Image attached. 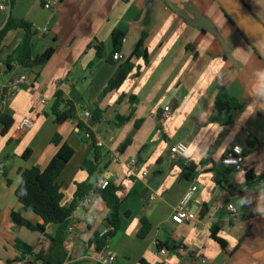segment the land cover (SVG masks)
Returning a JSON list of instances; mask_svg holds the SVG:
<instances>
[{
	"label": "crops",
	"instance_id": "1",
	"mask_svg": "<svg viewBox=\"0 0 264 264\" xmlns=\"http://www.w3.org/2000/svg\"><path fill=\"white\" fill-rule=\"evenodd\" d=\"M242 2L264 26V0ZM6 18L46 29L32 33L31 58L48 48L53 52L40 67L21 72L13 64L9 73L0 74V92L7 79L26 78L11 99L0 100V115L8 114L12 121L0 136V264L17 261L16 240L29 247L30 255H47L49 242L29 229L41 224L39 218L22 210L14 191L21 170L46 166L56 150L50 144L54 135L72 149L56 179L63 206L71 201L74 186L86 180L81 165L92 161L95 151L99 160L91 184L106 180L117 187L120 200L119 230L97 252L92 238L106 228V209L95 194L86 196L87 207L75 212L64 239L70 262L96 264L94 257L102 254L110 256L109 264H264V150L254 145L243 157L241 171L230 173L224 184L213 180L221 156L233 146L244 147V132L264 144V64L213 0H10L7 12L0 13V28ZM113 31L124 34L120 62L145 32L146 64L129 59L139 69L117 89L103 93L116 75V64L108 61ZM20 37L18 29L5 35L1 57L12 53ZM219 89L238 102V111L212 113ZM56 92L73 106L85 129L104 142L103 148L83 139L76 120L54 122L50 106ZM38 97L44 105H38ZM165 106L176 110L161 120ZM94 108L100 112L99 123L80 118ZM24 116L32 118V127L15 135L13 126ZM116 117L126 120L118 123ZM177 142L186 147L180 160L195 165L191 181L180 177L178 161L167 159ZM129 157L138 159L146 177L126 175ZM192 183L196 191L190 209L196 220L174 224L169 220L172 210ZM227 205L239 220L230 217ZM140 219L150 228L138 239ZM212 226L223 248L210 239ZM54 231L55 226H44V235L51 237ZM156 243L166 247L164 255L156 254Z\"/></svg>",
	"mask_w": 264,
	"mask_h": 264
},
{
	"label": "trees",
	"instance_id": "2",
	"mask_svg": "<svg viewBox=\"0 0 264 264\" xmlns=\"http://www.w3.org/2000/svg\"><path fill=\"white\" fill-rule=\"evenodd\" d=\"M239 1L244 4L242 0ZM213 2L218 7L223 19H225V21L230 26H232L234 32L246 44L250 51L264 64V60L261 59L257 52L246 42L241 33L234 27L229 18L221 10L219 5L214 0ZM244 6L248 8L245 4ZM252 17L254 16L252 15ZM255 19L258 20L257 18ZM15 29L21 31L20 41L17 43L11 54L1 57V44L4 37L9 31ZM32 33H34V31L31 29V26L28 23L21 20H12L10 18H6L4 24L0 28V61L3 65V74L9 73L13 64L18 67L19 71L27 72L31 68L44 65L50 58L53 52L50 48L45 49L35 58L30 57L29 43ZM145 36V32H141L139 39L135 42L131 49L129 58L119 63L112 61L111 55L120 51L124 34L120 31H113L111 33V50L108 61L116 64V75L106 83L102 90L103 93L117 89L130 72L134 70L137 71L139 69L140 66L130 63L129 59L134 58L136 60H141L142 66L146 64V56L143 49V41ZM94 50L95 55L99 57L101 54V45L99 44ZM129 99L131 101L132 98ZM61 105L62 109H60ZM239 109L240 106L238 102L233 97L229 96L224 89H219L214 95L212 100L213 114H228L232 111H238ZM89 113L90 120L96 124L99 123L100 112L94 108L90 110ZM50 115L56 123H61L66 120H76V129L81 132L86 131L83 122L76 118L73 106L69 103H63L60 100V95L58 92L54 94V98L50 106ZM116 120L118 123H122L126 120V118L116 117ZM11 124L12 121L8 114L0 115V136H4L6 134ZM243 136L245 145L241 149L242 157H245L254 145H257L262 150H264V144L259 143L251 134L244 132ZM50 144L54 146L56 150L48 160L46 166L41 170L38 168L21 170L18 173V184L14 191V197L17 203L22 207V210L38 217L41 222L40 225L29 227V229L41 234L42 237L49 242L50 246L45 257H43L41 254L30 255L29 247L16 240L15 249L19 252L17 261L20 260L22 256L28 255L34 260L38 261L40 264H78L69 261L64 248V239L67 232L71 211L73 210L76 203L85 198L89 193L95 194L102 201L106 209L104 220L108 230L104 235H95L92 238L95 245V250L97 252L101 251L106 242L112 239L119 230L120 200L117 196V187L107 183V185L100 190L91 184L90 180L94 171L97 170L99 160V156L95 151L92 161L84 162L81 165V170L86 173V180L74 186V192L71 201L68 205L63 206L61 204V195L58 192L56 179L70 159L72 155V149L65 143H60V138L57 135H54L51 138ZM27 154L28 152L25 151L22 155V158H25ZM177 163L180 177L186 181H191L195 176V165L184 163L181 160H178ZM214 174V182L217 184H224L227 182V177L229 176L230 172L226 168L220 166L214 169ZM96 178L97 176L95 175V179ZM11 219L16 225H21V222L16 220L13 215L11 216ZM139 223L140 227L137 231L136 237L141 239L147 234L150 227L144 219H140ZM46 225L55 226L54 234L51 237L44 235V226ZM209 235L212 241L218 244L219 247L223 248L222 241L216 237V228L214 226L210 228ZM162 247L163 249H166L165 246ZM159 249H161V246L156 243L155 250Z\"/></svg>",
	"mask_w": 264,
	"mask_h": 264
},
{
	"label": "built area",
	"instance_id": "3",
	"mask_svg": "<svg viewBox=\"0 0 264 264\" xmlns=\"http://www.w3.org/2000/svg\"><path fill=\"white\" fill-rule=\"evenodd\" d=\"M10 0H0V13H6L9 7ZM43 8L48 9L49 5L45 4ZM31 29L36 34H44L46 32L45 28H39L35 26H31ZM111 60L114 62H120L121 56L119 53H115L111 55ZM3 72V65L0 61V74ZM26 78L23 75L9 78L6 80L2 91L0 92V100L2 102H6L7 100L11 99L18 91L19 85L25 82ZM38 105H44L45 101L42 97L37 98ZM175 108H171L170 106H165L161 113L159 119L163 120L165 118L171 117L174 115ZM81 119H89L90 113L89 111H83L80 115ZM33 120L29 116L22 117L14 126L13 132L15 135L22 134L29 130L32 127ZM82 137L85 141L90 142L95 148H103L104 142H102L97 136H94L90 131L86 129L83 131ZM107 141L111 142V138L107 137ZM186 151V147L181 142L175 143L167 153V159L169 162H177L178 160L182 159ZM242 161L243 157L241 155V148L239 146H233L229 153H225L221 156L218 161V166L226 168L229 170L230 173H236L241 171L242 169ZM126 175L128 177H137L138 175L141 177H146L148 172L146 169H142L139 166V161L135 157H129L125 164ZM106 180H100L95 184L97 189H103L107 185ZM196 191V186L192 183L187 188V190L181 195L177 203L175 204L172 213L169 217V220L174 224H183V223H190L196 220V215L190 209V202L192 195ZM149 201L154 200V195L150 194L147 198ZM88 200L87 198H83L82 200L78 201L74 206L73 210L70 213L69 217V224L67 230L71 229L73 226V216L76 211L83 210L87 207ZM226 210L229 213L230 217L233 220H239V216L237 215L235 209L227 205ZM108 228L106 227L105 230L100 234V236L104 235L107 232ZM176 250L179 253L184 252V248L182 245L176 246ZM156 254L164 255L165 250L159 249L155 250ZM111 261L110 256H105L102 254H97L94 257V262L96 264H109ZM15 264H40L38 261L34 260L32 257L28 255L22 256V258L15 262ZM164 264V263H162Z\"/></svg>",
	"mask_w": 264,
	"mask_h": 264
},
{
	"label": "water",
	"instance_id": "4",
	"mask_svg": "<svg viewBox=\"0 0 264 264\" xmlns=\"http://www.w3.org/2000/svg\"><path fill=\"white\" fill-rule=\"evenodd\" d=\"M246 42L264 60V27L239 0H214Z\"/></svg>",
	"mask_w": 264,
	"mask_h": 264
}]
</instances>
